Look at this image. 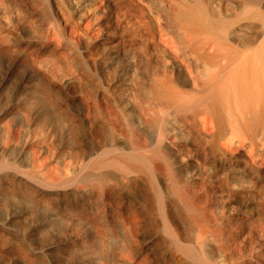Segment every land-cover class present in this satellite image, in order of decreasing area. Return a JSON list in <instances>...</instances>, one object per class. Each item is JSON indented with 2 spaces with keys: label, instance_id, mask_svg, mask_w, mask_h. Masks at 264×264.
Here are the masks:
<instances>
[{
  "label": "bare ground",
  "instance_id": "6f19581e",
  "mask_svg": "<svg viewBox=\"0 0 264 264\" xmlns=\"http://www.w3.org/2000/svg\"><path fill=\"white\" fill-rule=\"evenodd\" d=\"M0 56V264H264V0H0Z\"/></svg>",
  "mask_w": 264,
  "mask_h": 264
},
{
  "label": "rangeland",
  "instance_id": "374dc122",
  "mask_svg": "<svg viewBox=\"0 0 264 264\" xmlns=\"http://www.w3.org/2000/svg\"><path fill=\"white\" fill-rule=\"evenodd\" d=\"M68 9H69V7L66 8V10H68ZM130 22H132V23H130L127 26V28L125 29V34L123 35L124 38L116 41V43H117L116 47L117 48L116 47L115 48L116 49H132V50H135L137 52H140L141 49H153L152 45L148 41H146V39H145L146 37L143 36V38H142V35L140 33H137V32L133 33L132 32L133 29L131 27L132 26L131 24H134V22H136V21H130ZM40 45H41L40 39L39 38H33L28 33H26V34L23 33L17 39V42L15 43V46H17L16 49H26V48L27 49H39V48H41ZM101 46L103 47V45L98 43V44L93 45L92 49H94V51H96L97 49H100ZM10 64H11V61L8 58V56H0V71L6 70ZM28 70L29 69L27 67H25L24 65H21V68L18 72L19 79H21L22 76L27 74ZM68 93H71V92H68ZM75 101H77V100H75Z\"/></svg>",
  "mask_w": 264,
  "mask_h": 264
}]
</instances>
